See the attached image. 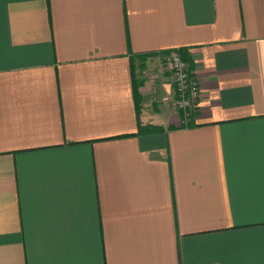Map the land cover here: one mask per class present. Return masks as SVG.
Here are the masks:
<instances>
[{"label": "crops", "instance_id": "obj_1", "mask_svg": "<svg viewBox=\"0 0 264 264\" xmlns=\"http://www.w3.org/2000/svg\"><path fill=\"white\" fill-rule=\"evenodd\" d=\"M0 264H264V0H0Z\"/></svg>", "mask_w": 264, "mask_h": 264}, {"label": "built area", "instance_id": "obj_2", "mask_svg": "<svg viewBox=\"0 0 264 264\" xmlns=\"http://www.w3.org/2000/svg\"><path fill=\"white\" fill-rule=\"evenodd\" d=\"M174 84V108L184 124H189L199 110L201 88L194 69L179 51L170 52L165 58Z\"/></svg>", "mask_w": 264, "mask_h": 264}, {"label": "trees", "instance_id": "obj_3", "mask_svg": "<svg viewBox=\"0 0 264 264\" xmlns=\"http://www.w3.org/2000/svg\"><path fill=\"white\" fill-rule=\"evenodd\" d=\"M186 61V60H185Z\"/></svg>", "mask_w": 264, "mask_h": 264}]
</instances>
